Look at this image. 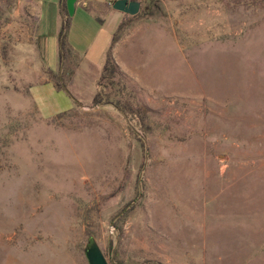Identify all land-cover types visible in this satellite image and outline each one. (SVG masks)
Wrapping results in <instances>:
<instances>
[{
    "label": "rangeland",
    "instance_id": "374dc122",
    "mask_svg": "<svg viewBox=\"0 0 264 264\" xmlns=\"http://www.w3.org/2000/svg\"><path fill=\"white\" fill-rule=\"evenodd\" d=\"M9 2L0 264H87L90 240L109 264H264V0L142 2L116 41L132 49L121 52L129 71L115 62L137 116L92 105L121 12L93 18L94 69L66 77V93L39 85L37 21L24 13L58 0H16L7 14ZM65 5L71 24L73 0ZM75 100L83 107L57 117Z\"/></svg>",
    "mask_w": 264,
    "mask_h": 264
},
{
    "label": "crops",
    "instance_id": "0c3cea01",
    "mask_svg": "<svg viewBox=\"0 0 264 264\" xmlns=\"http://www.w3.org/2000/svg\"><path fill=\"white\" fill-rule=\"evenodd\" d=\"M29 1H27L28 3ZM66 0H58V4H47L45 6L41 5H30L28 4L26 7L27 12L25 14L32 15L36 17V39H37V52L41 59L42 69L46 71H50L53 73H60L61 66L59 62V43H58V33L61 27V22L59 17L60 11L62 10L63 6L66 10ZM68 4V3H67ZM73 11L71 17V24L69 32L67 33V43L71 47L72 51L77 54L78 57L85 58L84 63H79V66L76 67L75 72L73 75H78L79 73H83L84 69L80 70L81 65L86 67L87 71H91L93 68V64L90 60L86 59V56L91 51L93 47V43L96 41L97 36L101 33V27H96L93 22V18L97 20V16L103 12L107 13V11L113 10L107 3V0H73ZM115 11V10H114ZM92 15V16H91ZM129 17L128 15L121 14L119 17L116 29L118 28L119 24L126 20ZM132 17V16H131ZM100 19V18H99ZM44 23L48 24L47 32L49 33L50 41L49 45L46 43L41 46V36L38 35L39 26ZM91 24V26L88 25ZM81 25V26H80ZM87 27H93V35L87 30ZM73 28H78L77 30H73ZM95 29V30H94ZM43 32L46 34L43 30ZM114 35V34H113ZM113 37V36H112ZM49 48V52L47 54V50ZM127 49V54L129 57L133 55L129 50H132L131 47L126 46L125 40L120 41L119 43H115L112 48V56L115 59V62L119 66V68L123 71H129V61L125 60L123 56H121V52L123 49ZM131 62V61H130ZM104 65V64H103ZM82 66V67H83ZM103 67V66H102ZM94 69V68H93ZM102 70V69H101ZM81 71V72H79ZM99 72V73H98ZM101 71L95 72V75H99ZM50 83H44L42 85H46ZM32 90V88H30ZM32 96V95H31Z\"/></svg>",
    "mask_w": 264,
    "mask_h": 264
},
{
    "label": "trees",
    "instance_id": "16d2710c",
    "mask_svg": "<svg viewBox=\"0 0 264 264\" xmlns=\"http://www.w3.org/2000/svg\"><path fill=\"white\" fill-rule=\"evenodd\" d=\"M7 7V14L11 12L13 9L12 6L15 4L16 0H9ZM140 3V10L139 13L132 17L127 18H136L143 13H145L147 7L144 9L143 4L152 5L156 8V5L154 4L158 0H137ZM115 2V1H114ZM143 2V4H142ZM145 2V3H144ZM145 5V6H146ZM112 8V6H111ZM145 11V12H144ZM62 22L61 27L58 33V43H59V62L61 66L60 75L57 76L53 72L47 71V78L46 80L39 84L42 85L44 83H50L53 85V87L56 90H63V87H66L67 82L65 81L66 77L72 76L75 72V69L77 67L78 62L80 63V58H78L77 54H75L69 44L67 43V32L69 29V17L66 14V10L63 6L62 10L60 11ZM1 19V17H0ZM98 20V19H97ZM10 19L9 17H6L4 21L0 24L2 25H9ZM124 28L123 21L119 24L116 33L112 37V43L106 53V58L104 65L102 67V70L98 76L97 79V86L99 90L93 95L92 97V105H100V104H109L114 106L121 114L124 116H130V115H136L139 113L138 109H134L133 106L129 103L128 99L131 98V93L127 90V87L122 83V77L123 75L119 71L118 66L115 63V60L112 56V48L113 45L116 43L118 35ZM71 66L74 68L71 69ZM120 89H115L116 87H119ZM31 86L30 88H32ZM109 90V91H108ZM123 94H125V99L121 98L123 97ZM127 94V97H126ZM75 106L77 104L74 102V107L68 111L59 113L57 117H61L64 115L69 114V112L73 111L75 109ZM51 123L52 120L48 121V123Z\"/></svg>",
    "mask_w": 264,
    "mask_h": 264
},
{
    "label": "water",
    "instance_id": "95a60500",
    "mask_svg": "<svg viewBox=\"0 0 264 264\" xmlns=\"http://www.w3.org/2000/svg\"><path fill=\"white\" fill-rule=\"evenodd\" d=\"M112 9L128 16H135L139 13L140 3L137 0H116L112 5ZM63 90L67 93L64 87ZM75 103L78 107H83L76 100ZM84 255L87 264H109L99 247L92 240L87 244Z\"/></svg>",
    "mask_w": 264,
    "mask_h": 264
},
{
    "label": "built area",
    "instance_id": "2783aa9c",
    "mask_svg": "<svg viewBox=\"0 0 264 264\" xmlns=\"http://www.w3.org/2000/svg\"><path fill=\"white\" fill-rule=\"evenodd\" d=\"M116 0H107L108 5L111 7Z\"/></svg>",
    "mask_w": 264,
    "mask_h": 264
}]
</instances>
